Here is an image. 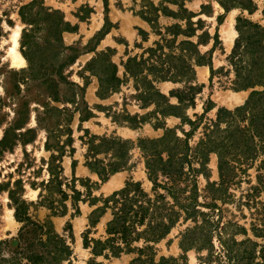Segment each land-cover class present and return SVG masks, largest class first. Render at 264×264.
<instances>
[{
    "label": "rangeland",
    "instance_id": "rangeland-1",
    "mask_svg": "<svg viewBox=\"0 0 264 264\" xmlns=\"http://www.w3.org/2000/svg\"><path fill=\"white\" fill-rule=\"evenodd\" d=\"M33 1L0 0V141L5 130L14 127L17 110L28 112L29 120L15 133L27 129L34 132L28 135V143L18 141L12 149L0 153V242L16 237L21 227L14 218L8 194L19 182L23 192L17 196L32 204L28 215L41 223L49 219L54 231L70 247V260L62 264H87L92 255L83 247V235L88 231L89 239L104 238L105 225L111 216L107 211L94 227L89 226L88 217L96 207L89 205V191L82 183L92 187L91 195L97 198H106L129 182L140 184L151 195L152 183L139 141H156L163 137L164 129H169L187 141L190 167L199 172L191 173L176 186L177 203L189 215H182L170 232L152 245L154 263L160 258H171L179 264H203L205 259L211 264H231L225 257L224 242L239 252L254 249L255 262H259V251L264 249V176L259 168L263 157L260 153L250 156L230 149L225 154L228 165L220 173L219 157L208 150V145L218 111L234 112L245 104L252 91L233 90L235 76L229 56L238 37L237 17L264 26V0H251L255 8L251 14L231 8L237 3L248 5L246 0L185 1L183 9L195 15L192 25L178 18L185 17L186 12L164 0H37L31 10L35 22L27 25L19 11ZM222 1L226 8L221 6ZM148 3L160 9L157 19L153 11L147 10ZM161 9L178 17L166 16ZM142 11L148 12L147 16L154 20L152 24L141 19ZM53 12H59L72 29L61 33L56 30ZM230 13L234 38L227 47L221 27ZM192 31L193 36L188 37ZM15 34H18L16 50L25 62L22 67L11 62L10 48ZM186 41L198 44L199 54L210 65H195L192 61L195 55L184 44ZM23 54L36 67L40 66L36 80L30 77ZM129 59L142 64V74L136 79L125 70ZM109 63L114 65L120 85L115 92L100 98L98 77L104 76ZM199 70L206 73L201 76ZM158 75L165 76L167 81L154 82V87L172 106H179L181 99L180 113L187 120L158 116L163 128L155 127L157 120L152 115L155 106L145 98L143 90L144 78L152 81ZM45 78L58 84L56 101L43 93L40 82ZM45 105L53 109L50 121L57 124L55 136L63 146L62 156L45 150L48 136L42 128ZM37 117L42 126L37 124ZM224 128V123L219 125L220 130ZM210 138L221 140L219 134ZM147 147L153 151L150 145ZM51 155L57 157L61 168V189L71 196L73 186L82 194L76 207L67 199L63 216H53L39 205L43 202L39 195L47 196L44 185L49 180L47 162ZM203 159L206 161L201 166ZM87 163H96L105 171L115 166L119 169L101 181ZM164 182L158 176V183ZM158 192L165 194L161 189ZM165 201L174 205L170 197ZM174 210L181 212L177 206ZM58 211H62L59 206ZM67 225L71 226L70 233ZM10 244L13 246L14 242ZM136 257L135 253L119 258L98 257L95 262L130 264Z\"/></svg>",
    "mask_w": 264,
    "mask_h": 264
},
{
    "label": "trees",
    "instance_id": "trees-1",
    "mask_svg": "<svg viewBox=\"0 0 264 264\" xmlns=\"http://www.w3.org/2000/svg\"><path fill=\"white\" fill-rule=\"evenodd\" d=\"M167 3L176 5L181 12H186L185 17H178L177 15L161 9V12L166 16L178 17L179 20L186 21L192 25L191 19L195 15L188 13L184 8V2L190 0H164ZM248 5L237 3L231 8H239L241 11H247L251 14L255 8L251 6V0H246ZM37 0L31 4L20 8L19 15L22 21L27 25H33L34 20L31 18V10ZM221 6L226 8V3L221 2ZM148 9L154 12L155 19L157 13L160 11L154 8L151 3H148ZM162 8V7H161ZM147 11L139 13L141 19L149 24L154 20L147 16ZM56 17L55 29L60 33L69 31L72 28L68 23H65L61 18L59 12H53ZM106 21V20H105ZM107 22V21H106ZM235 29L238 37L234 43L229 61L233 67L235 80L233 81L234 91L252 90L245 104L234 110L228 112L226 110H219L217 113V121L214 125V130L210 131L208 150H213L219 157V171L222 173L224 167H227L226 153L230 149L240 152H246L250 156L260 153L263 157L260 169L264 176V26L253 23L243 17H237ZM194 31L189 33L188 37H192ZM26 32L23 31V37H26ZM189 47L195 59L192 61L195 65L200 66L210 62L205 61V58L199 54L198 44L186 41L184 42ZM28 62V72L33 80L35 74L38 75L40 66L36 67L32 60L23 54ZM104 56V54H100ZM135 59H129L125 65L126 72L133 78H138L142 73L140 66ZM62 66H59L61 68ZM193 66H190V71L193 73ZM151 71L154 69H150ZM210 71L212 69L210 66ZM104 76H99V90L98 96L103 98L108 93L115 92L120 85V80L116 77V70L112 63L108 64V68L104 70ZM159 73V71H155ZM160 74V73H159ZM191 79L193 75L191 74ZM167 81L165 76L158 75L154 80L150 81L144 78L145 98L149 103L154 104L155 110L152 115L155 116L157 123L155 127H160L158 116L161 118L178 117L183 121L187 120L180 113L181 99H179V106H172L168 100L159 93L154 87V82ZM43 88V93L48 98L56 99L57 82L53 79L45 78L40 82ZM255 88H262V90H254ZM45 114L42 121L45 122L42 127L48 134L45 142V150L48 152H59L62 156L63 146L57 141L55 133L57 132V124L51 123L50 112L52 108L45 105ZM207 110V109H206ZM16 115L18 119L14 123V127H9L5 130L3 138L0 141V153L6 149L10 150L16 142L21 141L28 143L31 129H27L24 133H15L21 130L28 122V112L24 109L17 110ZM87 118V117H86ZM36 122L42 126L40 119L37 117ZM189 122V121H188ZM224 123L225 128L220 130L219 125ZM192 125V123H189ZM242 124V126L240 125ZM220 135L221 140L216 142L211 139L212 135ZM187 136V134H186ZM28 137V138H27ZM241 140L239 143L237 140ZM213 144L212 146L210 144ZM140 148L145 156V166L149 181L152 183L151 195L144 192L138 183H126L125 187L121 190L113 192L106 198H97L91 195L92 187L82 183L89 192V205L96 208L90 213L88 217V224L94 227L100 218L107 212H110L111 219L105 225V237L102 239H89L88 231L83 235V247L89 249L92 259L87 264H102L96 263L95 259L103 257L104 259L119 258L121 255L137 254L130 264H143L148 262L154 263L153 246L162 240L175 225L182 215H189L184 206L177 203V185L188 179L191 173L199 172L198 170L190 167L188 160V152L190 151L187 141L181 140L176 136L175 132L169 129H164V135L156 141H139ZM147 145L153 148V151H148ZM241 145V146H239ZM234 146V147H233ZM207 151V150H206ZM165 158H162V155ZM205 154V153H204ZM204 158V157H203ZM201 166H204L206 159H203ZM57 157L51 155L47 162V173L49 180L44 185L47 196L39 195L42 200L40 206L46 207L51 211L53 216L65 215L64 203L68 198L71 199L72 206L81 202V193L71 186L72 195L69 196L61 189L62 184L59 179L61 168L57 164ZM88 169L95 173L101 181L117 172L119 167H111L108 171L103 168H98L96 163H87ZM185 168L187 171L185 172ZM222 175V174H221ZM158 176L165 179L163 184L158 183ZM43 185V184H42ZM69 186V185H68ZM67 186V188H69ZM163 190L165 194H160L158 190ZM23 192L19 182L15 183V190L8 191L9 199L14 209V218L21 224L16 237L8 241L0 242V264H62L69 261L72 255L70 247L66 241L59 236L53 229V225L49 219L43 223L32 219L28 215V208L32 204H27L21 200L17 194ZM59 196L55 199L54 196ZM166 197H170L174 205H170L165 201ZM185 199V198H184ZM62 211H58V206ZM101 204L98 206L97 204ZM177 206L181 212L175 211L174 207ZM78 211L76 210V215ZM67 231L71 232V226L67 225ZM13 241L14 245L11 246L10 242ZM141 244V245H140ZM225 257L231 264H264V249L259 251V262H255L254 249H245L242 252L233 250L224 242ZM142 257H145L144 259ZM157 264H179L175 259L160 258ZM203 264H211L210 261L205 259Z\"/></svg>",
    "mask_w": 264,
    "mask_h": 264
},
{
    "label": "crops",
    "instance_id": "crops-1",
    "mask_svg": "<svg viewBox=\"0 0 264 264\" xmlns=\"http://www.w3.org/2000/svg\"><path fill=\"white\" fill-rule=\"evenodd\" d=\"M233 16L232 13H230L229 17L226 19L225 24L221 27V35L224 42V45L227 47L231 46V43L234 38V30H233V22L232 20ZM199 73L201 76L206 73L199 70Z\"/></svg>",
    "mask_w": 264,
    "mask_h": 264
},
{
    "label": "bare ground",
    "instance_id": "bare-ground-1",
    "mask_svg": "<svg viewBox=\"0 0 264 264\" xmlns=\"http://www.w3.org/2000/svg\"><path fill=\"white\" fill-rule=\"evenodd\" d=\"M17 37L18 34H15V36L12 39V46L10 48L11 62L12 65L15 67H22L25 64V62L24 59L20 56V54L16 50L18 46Z\"/></svg>",
    "mask_w": 264,
    "mask_h": 264
}]
</instances>
